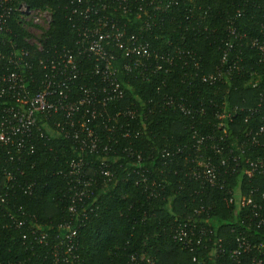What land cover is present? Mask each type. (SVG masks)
Wrapping results in <instances>:
<instances>
[{
	"label": "trees",
	"instance_id": "trees-1",
	"mask_svg": "<svg viewBox=\"0 0 264 264\" xmlns=\"http://www.w3.org/2000/svg\"><path fill=\"white\" fill-rule=\"evenodd\" d=\"M17 1L53 16L42 52L27 44L30 34L15 19L0 34V52H30L34 66L25 75L32 77L29 86L36 91L45 74L37 60L75 48L77 36L84 34L83 19L72 14L80 0ZM151 1L131 3L148 7ZM134 18L132 13L117 16L126 26L125 48L131 37L138 38L149 44L148 56L139 57L140 66L128 72L123 68L138 57L119 51L125 96L108 106L105 121L92 125L101 140L98 153L77 154L74 140L51 137L52 128L44 126L42 116L45 137L33 132V154L0 147V264H135L132 258L143 255L153 264H196L193 257L201 264H229L214 262L199 247L182 246L174 239L176 228L189 224L195 233L214 230L224 248L231 249L232 232L246 230L243 218L251 213L240 209L237 198L254 191L264 214V175L245 174L247 160L264 159V135L257 144L251 142L262 124L254 109L264 90V54L253 41H264V0H177L157 20ZM148 20L150 28L145 27ZM230 27L238 34L235 40ZM232 41L223 64L226 44ZM96 65L93 59L82 61L77 79L69 84L71 99L103 85L94 75ZM229 66L236 69L224 81L212 86L203 81ZM2 67L9 71L7 61L0 62ZM7 105L14 104L0 98V108ZM224 113L231 116L221 128L219 115ZM118 114L119 120L114 119ZM78 155L94 184L90 196L75 204L74 214L67 170ZM201 160L212 161L214 186L193 176ZM105 168L110 178L103 176ZM229 199L236 202L228 204ZM202 206V216L195 214ZM42 234L47 238L41 243ZM260 235L259 230L252 233L253 238Z\"/></svg>",
	"mask_w": 264,
	"mask_h": 264
},
{
	"label": "built area",
	"instance_id": "built-area-1",
	"mask_svg": "<svg viewBox=\"0 0 264 264\" xmlns=\"http://www.w3.org/2000/svg\"><path fill=\"white\" fill-rule=\"evenodd\" d=\"M176 2L177 0H152L148 7L139 5L133 8L131 0H80L72 14L83 19L84 34L77 36L75 48L56 50L53 57L37 60V65L45 71V74L36 91L29 86L32 77L25 75L26 71H30L34 66L29 59L30 52L17 48L7 53L0 52V62L7 61L9 69L8 72H4L3 67L0 69V98H6L14 104L0 108V147L25 149L28 155L33 154L35 152V147L31 144L33 132L38 131L42 137H45L43 125L40 126L38 119L42 116L45 120L44 126L48 125L47 129L52 128L51 137L74 140L77 144V154H83L86 151L98 153L101 140L92 125L100 123V120L105 121L108 106L120 102L125 96V90L121 84L122 78L118 71L119 51L126 52L125 55L128 57H138L135 63L123 68V71L129 72L140 66L139 57H147L149 49L148 43H142L134 37L128 40L130 46L125 48L126 26L121 24L117 16L122 17L132 13L135 15V20L143 16H149L150 20H157V16L160 17L162 13L170 10ZM13 19L29 32L30 36L25 39L27 44L36 47L37 52H42L43 36L51 26L52 14L41 9H31L25 3H18L17 0H0V34L8 31V25ZM149 23L148 20L146 28H150ZM229 33L234 40L237 39L238 34L234 27H230ZM226 46L223 64L227 63L230 50L234 47L233 41L228 42ZM253 46L264 54V41L255 40ZM84 59L96 61L94 75L102 79L103 85L97 90H85L80 98L71 99L69 84L77 79ZM235 69L236 66H229L227 69L218 68L214 73L204 77L203 81L210 86L215 85L232 76ZM255 87L257 84H254ZM254 112L261 115L262 121L261 127L251 134V142L257 144L259 137L264 135V90L258 95ZM230 116L227 113L219 115L221 128L225 127V120ZM119 117L118 114L114 119L119 120ZM128 153L136 160H141L140 155L133 151ZM233 161L237 162V159L233 158ZM246 164L245 174L249 178L256 174L264 175V159L247 160ZM86 167L87 164L82 155L72 159L68 166L67 175L72 180L69 184L70 201L73 204L70 212L74 214L77 213L75 204L83 202L90 196L91 187L94 184V176H88ZM199 167V171H195L193 176L214 186L217 175L212 161L201 160ZM106 168L103 176L110 178L111 173ZM4 174L9 181L13 180L11 173L5 170ZM9 190L10 188L7 192ZM252 195L254 191L237 198L240 209H250L251 213L243 218L247 224L246 230L238 234L232 232L235 238L228 243L231 249L224 248L223 239L218 237L216 231L201 229L195 233L194 228L189 224L178 226L174 239L192 251L196 246L208 252V257L214 262L224 260L229 264H264V214L260 212L259 203ZM261 198L264 200V194ZM1 200L5 202L6 199L3 197ZM235 202L233 199L227 200L228 204ZM205 210L202 206L195 210V214L202 216ZM255 230L260 231V237H252ZM46 238L47 236L42 234L39 240L42 243ZM71 254L69 249L66 255ZM74 258L79 259L76 255ZM192 261L201 264L196 257H193ZM132 262L153 264L144 255L140 259L132 258ZM66 264L71 263L68 261Z\"/></svg>",
	"mask_w": 264,
	"mask_h": 264
},
{
	"label": "rangeland",
	"instance_id": "rangeland-1",
	"mask_svg": "<svg viewBox=\"0 0 264 264\" xmlns=\"http://www.w3.org/2000/svg\"><path fill=\"white\" fill-rule=\"evenodd\" d=\"M45 11H48V10H45ZM48 12H50V11H48ZM51 13V12H50ZM52 14V13H51ZM37 32H38V35L40 34V30L38 29L37 30Z\"/></svg>",
	"mask_w": 264,
	"mask_h": 264
}]
</instances>
